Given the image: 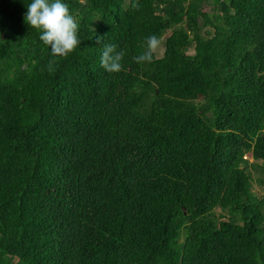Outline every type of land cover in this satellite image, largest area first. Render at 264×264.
<instances>
[{
  "label": "trees",
  "instance_id": "16d2710c",
  "mask_svg": "<svg viewBox=\"0 0 264 264\" xmlns=\"http://www.w3.org/2000/svg\"><path fill=\"white\" fill-rule=\"evenodd\" d=\"M30 2L0 0V264H264V0H63L54 72Z\"/></svg>",
  "mask_w": 264,
  "mask_h": 264
},
{
  "label": "clouds",
  "instance_id": "9594fccd",
  "mask_svg": "<svg viewBox=\"0 0 264 264\" xmlns=\"http://www.w3.org/2000/svg\"><path fill=\"white\" fill-rule=\"evenodd\" d=\"M26 8L25 23L38 31L39 40L50 48L52 59L48 62V71L54 72L59 59H66L80 47L79 23L63 0H31ZM100 39L97 38V43ZM159 46L160 40L156 35L147 37L145 50L133 57L134 62H152ZM125 54L123 50L117 51L115 44H103L101 67L107 73L123 71L121 62Z\"/></svg>",
  "mask_w": 264,
  "mask_h": 264
},
{
  "label": "rangeland",
  "instance_id": "374dc122",
  "mask_svg": "<svg viewBox=\"0 0 264 264\" xmlns=\"http://www.w3.org/2000/svg\"><path fill=\"white\" fill-rule=\"evenodd\" d=\"M83 1V0H82ZM204 11L208 12V13H213L215 10H213V7L211 4H207L204 6ZM169 33V32H168ZM162 50L163 48L162 47H159L157 50H156V56H160L162 54ZM189 53H192L193 52V49L190 48L188 50ZM247 156V159L249 162L251 163H258L260 165H264V161L262 160H254L250 153H247L246 154ZM258 167L259 166H249V170H250V173L252 174V177H253V180H252V191L258 195L259 197H264V185L259 182V179H264V171L262 170H258ZM216 214H220V215H224L225 213V210L222 209V208H216L215 210ZM221 219H223V217H221ZM14 263H16V261L14 260ZM12 263V264H14Z\"/></svg>",
  "mask_w": 264,
  "mask_h": 264
}]
</instances>
